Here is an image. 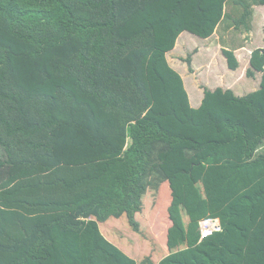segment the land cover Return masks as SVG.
<instances>
[{
	"label": "trees",
	"instance_id": "obj_1",
	"mask_svg": "<svg viewBox=\"0 0 264 264\" xmlns=\"http://www.w3.org/2000/svg\"><path fill=\"white\" fill-rule=\"evenodd\" d=\"M259 5L0 0V264H264V47L247 69L258 89L205 88L196 106L167 57L185 31L251 32ZM236 49H223L232 70ZM192 153L169 205L155 202ZM181 177L203 207L178 216ZM152 198L170 253L139 261L113 243L112 221L139 233ZM215 217L222 228L201 238Z\"/></svg>",
	"mask_w": 264,
	"mask_h": 264
},
{
	"label": "rangeland",
	"instance_id": "obj_2",
	"mask_svg": "<svg viewBox=\"0 0 264 264\" xmlns=\"http://www.w3.org/2000/svg\"><path fill=\"white\" fill-rule=\"evenodd\" d=\"M240 44L245 45V47H241ZM260 46H264V5L255 6L253 29L251 32L243 33L237 31L234 27L225 31L223 26H220L212 37L204 39L190 31H185L178 38L175 49L170 51L167 57L171 65L183 76L190 98L196 106V99L201 101L204 96L205 88L214 90L218 87L225 89L231 88L239 95H244L258 89L260 87L262 73L259 72L255 78H250L247 76V69L250 66L249 60L252 50ZM224 47L237 48L235 53L240 63L237 70L229 68L228 59L223 51ZM189 57L192 58L191 64L187 61ZM152 155V163L155 162L157 164L156 166H159V164L161 165L163 159L159 158L156 153ZM174 156H177V154H174ZM186 156L184 160L188 163L187 165H181L177 172L170 175L171 177L162 176L159 180V190L157 189L158 191H155V202L156 200L160 202L164 201L162 204L163 207L169 205L167 199L172 193L170 189L172 179H175L178 174L181 176L182 172L191 171L197 166V163L202 157L194 153L187 154ZM164 162H166V160H164ZM174 166H179V164L174 163ZM181 179L182 184L178 180L173 186L178 193L184 190L187 199L186 197L183 199L175 198L176 203L174 204V210L177 212L178 216H181L183 213L186 214L188 210L196 211L198 207L199 209L203 207V205L197 206V198L195 196L187 194L190 193L193 188L190 184L184 187L183 178L181 177ZM220 186V184H216V187ZM215 190L217 189L213 191L216 192ZM178 193H176L175 196L179 195ZM155 202L152 198L149 210L147 211L148 215L146 214V220L142 215L141 220L144 224L143 226L141 225V231L139 233L133 232L128 222L125 224L122 222V219L115 220L114 222L112 221L113 224L117 223L118 226V232L113 236L117 239L118 243L111 238L113 243L117 244L124 252L139 261H143L147 256L149 257L151 253L152 257L155 258V256H158V252L153 253L154 249L157 248L160 250L161 247L163 248L167 243L166 238H164L167 236L168 232V230H166L168 227L166 223L167 220H162L164 214H167V211L164 209V212H162L163 214H160L159 217L157 214L158 212H154L159 211L157 204L153 206ZM124 219H126V217H124ZM154 221L161 224L160 228L162 227V233L160 230L155 231L157 228H155ZM163 227L165 228L163 229ZM162 242L164 243L163 246Z\"/></svg>",
	"mask_w": 264,
	"mask_h": 264
},
{
	"label": "crops",
	"instance_id": "obj_3",
	"mask_svg": "<svg viewBox=\"0 0 264 264\" xmlns=\"http://www.w3.org/2000/svg\"><path fill=\"white\" fill-rule=\"evenodd\" d=\"M241 45V44H240ZM241 47H245V45H241ZM260 47H264V46H260ZM237 50V49H236ZM235 50V51H236ZM196 101H197V104L200 102V100L199 99H196ZM139 216V215H138ZM165 218H162V220H164ZM166 220V219H165ZM155 222V228H157V229H155V231L156 230H160V232L162 233V227L160 228V225L161 224H159L157 221H154ZM202 222V229L200 230V233H201V238L202 237H204L205 235H207V234H210V233H212L213 231H215V230H220L221 228H222V219L220 218V217H215V218H210V219H206V220H203V221H201ZM203 222H207V225L205 226V225H203ZM159 224V225H158ZM166 224V223H165ZM146 225V224H145ZM165 227H163V229H164ZM201 228V227H200ZM166 230H167V228H166ZM154 231V232H155ZM196 237V235H194V237L192 238V239H194ZM164 238H166V241H167V236L166 237H164ZM112 239H114L117 243H118V241H117V239H115V238H112ZM192 239H186L185 241H181L180 243H178L177 245V247L174 249V250H179V249H182V248H185V247H187L188 245H189V243L192 241ZM164 245V243L162 242V246ZM165 246H167V244L166 245H164L163 247H165ZM165 248H167V247H165ZM155 252H158V256H155V258H154V260H156L157 262L161 259V258H163L165 255H167V254H169L170 253V250L167 248V249H165V250H158L157 248L156 249H154V251H153V253H155ZM161 252V253H160Z\"/></svg>",
	"mask_w": 264,
	"mask_h": 264
}]
</instances>
